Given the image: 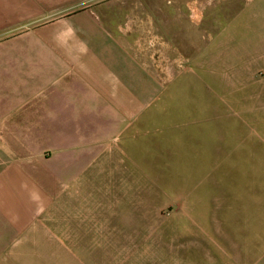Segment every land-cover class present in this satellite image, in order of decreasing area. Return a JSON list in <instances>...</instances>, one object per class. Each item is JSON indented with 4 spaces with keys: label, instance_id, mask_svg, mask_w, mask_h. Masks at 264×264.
<instances>
[{
    "label": "crops",
    "instance_id": "1",
    "mask_svg": "<svg viewBox=\"0 0 264 264\" xmlns=\"http://www.w3.org/2000/svg\"><path fill=\"white\" fill-rule=\"evenodd\" d=\"M220 2L0 0V264L45 260L63 165L77 179L79 157L94 141L120 157L126 131L154 113L149 104L203 82L195 69L221 73L217 36L206 31ZM257 2L254 39L231 45L229 77L232 98L247 101L235 110L240 131L260 140L264 165V0ZM252 248L247 264H264V251L254 257Z\"/></svg>",
    "mask_w": 264,
    "mask_h": 264
},
{
    "label": "rangeland",
    "instance_id": "2",
    "mask_svg": "<svg viewBox=\"0 0 264 264\" xmlns=\"http://www.w3.org/2000/svg\"><path fill=\"white\" fill-rule=\"evenodd\" d=\"M215 2L206 31L217 36L221 73L195 69L203 82L149 104L157 113L147 112L126 131L120 157L106 156L94 141L79 157L77 179L73 166L63 165L62 179L53 181L60 212L47 213L46 235L55 243L45 245L38 263L247 264L248 247L254 257L263 253L260 140L245 141L240 131L245 123L235 110L247 101L232 98L229 77L230 47L254 39L250 15L261 5Z\"/></svg>",
    "mask_w": 264,
    "mask_h": 264
}]
</instances>
